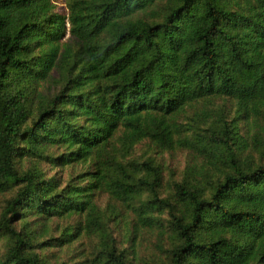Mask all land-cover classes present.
<instances>
[{
    "label": "trees",
    "instance_id": "1",
    "mask_svg": "<svg viewBox=\"0 0 264 264\" xmlns=\"http://www.w3.org/2000/svg\"><path fill=\"white\" fill-rule=\"evenodd\" d=\"M59 1L0 0V264H264V0Z\"/></svg>",
    "mask_w": 264,
    "mask_h": 264
},
{
    "label": "rangeland",
    "instance_id": "2",
    "mask_svg": "<svg viewBox=\"0 0 264 264\" xmlns=\"http://www.w3.org/2000/svg\"><path fill=\"white\" fill-rule=\"evenodd\" d=\"M66 0H62V1H59L58 2V4H57V10H59L60 12H64L63 14H67V8H66V2H65ZM68 26V28H69V25H67ZM68 40V34H67V36H66V38H65V42ZM73 44L71 43V46H72ZM53 86H56V90H58L59 89V85H58V82H57V80H55V81H53V83H52V87ZM51 87V88H52ZM44 94H48V91H47V89L45 88V91L43 92ZM135 155V157H138V156H141L143 159L144 158H147L148 156H150V155H152L153 157L154 156H156V154H157V150H155V149H153V148H148L147 147V145L146 144H140V145H138L136 148H135V153H134ZM167 162L169 163V160H167ZM170 162H171V160H170ZM183 165V162L180 160V161H178L177 163H175V164H171L170 163V167H178L177 169H176V171H177V173H176V179H179V178H177L180 174H181V172L179 171L181 168H179L180 166H182ZM102 206H104L105 204L104 203H102L101 204Z\"/></svg>",
    "mask_w": 264,
    "mask_h": 264
}]
</instances>
